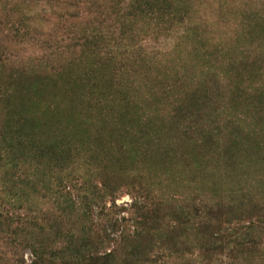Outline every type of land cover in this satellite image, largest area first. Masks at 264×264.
<instances>
[{"label": "trees", "instance_id": "trees-1", "mask_svg": "<svg viewBox=\"0 0 264 264\" xmlns=\"http://www.w3.org/2000/svg\"><path fill=\"white\" fill-rule=\"evenodd\" d=\"M60 2L21 0L14 5L16 18L5 24L8 33L26 39L29 36L25 28L26 9L32 11L43 4L59 7ZM80 3L88 4V0ZM111 11L117 25L111 39L103 30L92 32L83 28L71 38L73 45L51 46L53 49L49 48L51 51L37 57V61L9 57L0 46V236H22V249L32 256L29 264H212L210 258L223 254L235 261L234 264H264V202L247 198L235 204L210 198L211 201L203 200L200 206L194 205L191 209L184 200V209L174 204L177 199L173 197L170 204H166L170 220L165 222L164 218L151 220L149 206L145 205V199L149 202V193L143 194L144 202L136 204L137 209L142 208L146 214L134 217V231L114 218L108 224L110 228L100 229L93 202L119 190L122 174L137 179L123 170V159H110L112 148L101 152L103 157L99 158L96 168L88 164L93 177L82 178L79 189L83 186L86 194L79 204H72L68 198L61 200L65 196L61 187H71L68 183L73 179L69 175L57 177V173L74 166L77 158V150L70 140L84 135L86 127L97 125L95 122L107 126L110 111L124 103L125 92L120 99L115 89L123 82L125 61L133 67L140 86L156 83L159 90H164L157 92L155 103L173 99L170 107L155 116L165 114L163 124L154 127L159 133L155 140L154 132L146 131L154 121L142 122L130 116L126 107L117 117L139 127V132L125 130L128 145L135 150L134 165L141 160L144 163L143 159L156 166L174 164L182 160L175 153V145H192L196 157L193 161L184 159L185 165L197 163L203 175L200 174L199 182L213 185L217 175L243 171L235 162L240 149L247 146L254 153L258 150L259 142L244 128L241 127L236 136L225 139L213 119L221 117L220 106L228 101L230 106L242 108L247 118L253 112L264 121V16L261 21L253 19L257 27L252 33H246L247 37L252 36L250 56L253 59L232 56L220 69L208 68L201 80L191 79L184 87L178 82L167 86L158 78L145 80L149 69L142 64L146 55L139 47L145 37H169L185 29L190 21V1L118 0ZM141 24L146 30L138 32L137 26ZM116 53L121 58L119 61ZM51 57H55L56 63ZM138 66L142 68H136ZM142 89L134 87L132 92L139 95ZM156 141L160 144H155ZM166 142L170 147L164 149ZM204 150L209 151L207 156L201 154ZM254 153L247 154L248 161L264 163V158ZM112 183L117 187H112ZM139 188L141 193L150 189ZM37 195L50 204L57 203L59 209L49 207L36 220L31 208L30 215L22 222L24 227L14 234L15 211L7 209V203L11 205L24 197L28 202ZM112 201L116 205L115 200ZM20 206L22 210L24 204ZM205 215L208 222H199ZM39 221L42 224L36 232L32 226ZM222 239L226 241L224 245L220 242ZM17 264L27 263L23 259Z\"/></svg>", "mask_w": 264, "mask_h": 264}, {"label": "rangeland", "instance_id": "rangeland-1", "mask_svg": "<svg viewBox=\"0 0 264 264\" xmlns=\"http://www.w3.org/2000/svg\"><path fill=\"white\" fill-rule=\"evenodd\" d=\"M60 1L59 7L43 4L40 7H34V9L37 8L36 11L34 9L32 11L26 9L27 20L25 28L28 30L29 36L25 39V37L16 38L11 33H8V29L5 26L7 22L11 21V18H16V7L14 5L21 2V0L16 2L14 0H0L1 49L9 57L31 61L36 60L37 57L45 52L49 53L51 51H48L49 48L73 45L71 38L83 28H88L92 32L103 30V33L109 36L116 30L117 25L111 14V7L118 0H88V4L80 3L85 0ZM189 1L190 21L185 29H181L177 34L169 37H145L141 44L142 47H139L142 48L146 55V61L142 62V64L149 69L145 78V80L149 79L148 82L152 81V78H158L159 81L165 82L164 84L167 86L178 82L185 87L188 82H191V79L192 81L197 78L201 80L208 68L212 71L220 69L224 61L230 57L233 58L232 56H235V58H240L241 56V58H246V60L247 58H254L250 56L252 36L250 34L247 37L246 33L249 31L252 33L253 28L257 27L256 24L253 25L254 20H262L264 16V0ZM12 4L13 12L11 11ZM69 5L75 7H70ZM144 29L145 26L143 24L137 26L138 32ZM109 41L105 42V46H107ZM112 45L115 46L114 44ZM248 50L250 52L247 54ZM116 56L118 57L117 61H119L121 58L118 53H116ZM51 60L53 62L57 61L55 57H51ZM123 64L125 66L123 79H125H122L123 82L118 83L115 93L118 95L117 98L121 99V93L125 92L126 98L122 100L124 103L116 105L110 111L107 118V126L99 125L95 122L97 125L91 124L86 127L84 135H76L70 140L75 150L80 152L75 151L77 158L74 166L68 168L64 173H57V177L67 178L69 175L73 179V181L68 183L71 187L67 185L61 187V189H64L63 194L65 195L61 200L68 198L72 200V204L73 202L79 204L82 196L86 194L83 186L79 189L82 178L89 180L93 177L89 172V165H94L96 168L99 158L103 157L101 152L103 150L108 152L109 148H112L114 151H109L111 154L110 159L114 158L118 161L123 159L125 164L123 170L127 171L131 177L137 176V179H131L125 174L119 175V190L113 191L110 195H105L102 199H96L95 203L93 202L94 215L100 219V229L108 227V224L112 223L110 220L114 218L123 222L126 229L134 231V217L146 214L145 211L141 210L142 208L137 209L136 202H144L146 197L143 194L148 193L149 202L145 199V205L149 206L150 210L148 212L151 220L164 218L165 222L170 220L166 204H170L173 197L177 199L174 201L177 207H183V203L188 202L191 205L189 206L190 209L194 205L200 206L203 200L211 201L210 198L220 200L225 204L240 203V200L244 198H247L248 201L264 202V163L249 162L247 154H253L254 152L249 151L247 146L243 150L240 149L235 158V162L243 171H231L229 175H217L214 177L213 185L205 184L203 181L199 182V177L202 173L197 163L185 165L184 159L193 161V157H196L192 145H175V153L178 159L182 160H177L174 164H169L165 167L156 166L152 162L143 159L146 163H142L141 160L134 165L135 150L131 145H128L129 138L125 135V130L128 129V132L132 133L139 132V127L137 128L136 124H130L129 120L121 121L122 118L117 119V117L123 114V107H126V111L130 116H136L137 119H142V122L146 121L148 124L154 121L155 124L151 123L152 127L150 126L146 131H149L150 134L154 132L153 139L155 140L156 135L159 137V133L154 127L156 128L163 124L162 121L165 119L163 117L165 114L162 113L159 118L155 116L162 109L170 107L169 102H173V99L170 97L167 103H155L154 97L157 92L164 90H159L161 88L158 89L156 83L140 86L138 81L140 79L136 78L134 69H131L133 67L127 61L123 62ZM136 68L142 67L138 66ZM126 72L129 73L125 74ZM178 80H181L182 83ZM192 83L194 84V82ZM102 86H104V83ZM260 86H262V83ZM134 87L143 88L139 95H134L132 92ZM220 107L219 114H222L221 117L213 120L217 121L216 126L220 128L224 138L234 137L244 128L259 142L258 150L254 154L258 153L259 156L264 158V121L252 111V114H249V118H247V113L242 108L230 106L228 101H223ZM232 117H238V119H233ZM224 138L222 139L223 142L225 141ZM93 139L97 141L92 142ZM123 143L125 144L124 146H119ZM155 144H160V142L156 141ZM167 145V142L164 143V149L170 147ZM82 147L90 148L84 150ZM219 147L221 150L224 148L222 145ZM90 152L91 155H89ZM201 154L207 156L209 151L204 150ZM213 166L215 165L213 164ZM231 173L232 175H230ZM56 185L57 183L54 186ZM113 185L115 183H112L111 186L117 187ZM140 186L150 189H145L146 191L141 193ZM24 199L26 198L24 197ZM24 199L19 202L14 201L11 205L7 203L6 208L15 211V215H13L10 210V214L13 215L12 230L14 234L17 231L20 232L24 227L22 222H25L26 216L30 215L29 210L31 208L34 209L32 210L34 212L33 219L36 220L45 214L49 207L59 209L57 203L50 204L46 199H42L38 195L32 196L28 202L24 201ZM112 200H115L116 205H114ZM20 204H24L22 210ZM104 206L106 207L105 209ZM183 208L186 209L185 207ZM101 210H104V212L101 213ZM103 218L104 221L101 220ZM200 220L203 223L208 222L206 215L198 219L199 222ZM40 224H42L41 221L37 222V225L35 223L32 228H35V231L38 232ZM30 227L31 223L29 222L28 228ZM62 228L65 229V226ZM21 241H23L22 236L19 237L18 235L8 234L7 237L0 236V264H17L23 259L27 264L31 262L32 256L30 253H24ZM12 242H17V244L14 245ZM220 242L224 245L226 241L222 239ZM209 262L212 264H234L235 261L227 257V254H223L222 256L210 258Z\"/></svg>", "mask_w": 264, "mask_h": 264}]
</instances>
